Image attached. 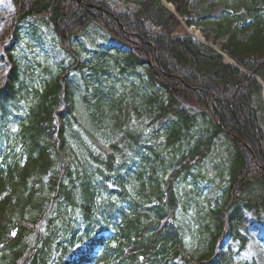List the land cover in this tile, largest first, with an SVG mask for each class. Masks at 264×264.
Masks as SVG:
<instances>
[{
    "label": "trees",
    "instance_id": "16d2710c",
    "mask_svg": "<svg viewBox=\"0 0 264 264\" xmlns=\"http://www.w3.org/2000/svg\"><path fill=\"white\" fill-rule=\"evenodd\" d=\"M220 1L229 10L224 19L196 21L191 0H167L185 24H215L205 32V38L238 66L189 34L161 0H11L14 12L3 41L8 71L1 75L4 83H0V136L2 142L9 140V125L15 119L20 130L14 147L19 144L23 149L9 158L5 154L0 165V195L8 192L0 199V242L5 245L0 264H46L44 247L31 250L34 242L42 239L39 222L47 221L49 232L57 234V222L65 220L66 206L80 207L89 224L96 221L113 230L119 228L111 244L104 239L107 248L100 258L102 264H169L178 257L182 264H231L226 253L212 260L219 236L228 229L233 238L242 240L243 248L241 229L249 226L245 211L259 219L264 216V88L251 75L264 81V0ZM31 18L35 24L29 25L26 37L43 39L38 25L55 34L84 81L89 76L95 79V75L85 74L86 66L96 77L104 72L96 60L100 42L91 43L96 55L92 62L82 58L85 38L95 40L105 34L106 39L110 36L129 47L128 51L114 49L113 56L122 71L136 76L141 95L138 99L136 95L114 99L97 91V107L105 111L109 101L118 103L112 114L119 110L127 125L133 112L135 118L147 122L163 147L160 151L148 147L150 152L143 158L146 164H124V179L116 173V183L123 188L124 180L134 189L129 196L130 212L121 211L125 216L121 225L109 221L102 209L104 220L93 218L97 209L91 205L94 193L90 185L82 183L76 190L73 178H66L71 176L68 159L75 163L85 150L71 133L76 104H66L74 98L76 87L72 89L67 79L63 82L57 74L39 83L30 82L35 86L29 88L23 58L15 54L19 46H6L11 37L23 36L21 26ZM233 24L237 26L232 29ZM239 33L246 37L240 38ZM25 99L31 104L23 110L25 117L15 118V109ZM119 123L115 120L114 126ZM124 124L121 122L120 129ZM203 126V133L195 136ZM215 151L223 153L222 165ZM113 155H108V167L115 162ZM210 157L214 172L207 171L204 177L219 180L222 203L205 214L195 209L190 216L185 207L184 216L178 211L177 185L180 179L199 177L198 166ZM48 172H52L48 182H43ZM100 173L104 180L109 179ZM104 180L99 182L100 189L111 192ZM53 201L58 203L55 211L50 208ZM152 201L158 204L145 206ZM109 207L107 212L113 216L114 206ZM6 211L20 216L15 238L3 221Z\"/></svg>",
    "mask_w": 264,
    "mask_h": 264
},
{
    "label": "rangeland",
    "instance_id": "374dc122",
    "mask_svg": "<svg viewBox=\"0 0 264 264\" xmlns=\"http://www.w3.org/2000/svg\"><path fill=\"white\" fill-rule=\"evenodd\" d=\"M227 7L223 2L220 0H193L192 1V12H193V18L196 20H200L202 18H208L213 20H220L224 19L226 17L227 13ZM12 12V6L9 2V0H0V40L6 30V22L7 17ZM235 25V24H234ZM215 28L216 25L211 23L210 25L202 24L199 28H192L189 30L195 34L198 35V37H203L205 32H209L211 28ZM239 36L241 38H244L245 33H240ZM51 38L53 39V36L51 35ZM28 37L24 36L22 38V43L27 44ZM44 43L43 52L45 55L51 56V62H58L63 55L59 52L58 47L53 45V43L49 42V39H46L45 41H42ZM36 42L33 45H25L22 46L21 53L24 55H28L29 52H32V46H35ZM1 55L2 51L0 52V67L2 65L1 61ZM45 55H43L41 52H33L31 55H28L29 60L31 62H28V66L31 67V63L35 64L40 63V65H44L46 63ZM111 59V57H109ZM4 68V65H3ZM42 69V67H40ZM133 88V85L129 82L127 84V91H130ZM133 123V122H132ZM134 129L138 134L141 135V140L144 142H147L148 144L156 145L157 140L154 138V134L152 132V128L147 125V122H142L141 120L136 121L133 123ZM98 142L101 144L107 145V140L100 139L97 136ZM116 141V140H115ZM124 148V147H121ZM118 155V154H117ZM215 156L217 158L222 159V155L220 152L215 153ZM135 158L141 159L142 155H136ZM196 185L193 183L191 179L188 180L187 183H183L179 187V192L182 196L183 203L185 205H188L189 207L192 206L191 203H186L189 201L197 200L201 206H205L208 202H212L213 205H215V200L218 198V192L214 188L213 185L207 183L206 185L201 186V191L197 195L195 192ZM208 208V206H207ZM54 209V208H52ZM248 218L250 221H252V226L249 228V231H247L245 236L248 237L249 241L245 246V250L241 252L237 256V260L241 262L242 264H264V218L262 222H257L251 214L247 213ZM77 218H79V214L75 215ZM12 219L16 220L19 218L18 215H13L11 217ZM232 247L233 252H237V246L238 242L231 241L228 238H224L221 240L218 252L222 251L226 247Z\"/></svg>",
    "mask_w": 264,
    "mask_h": 264
}]
</instances>
